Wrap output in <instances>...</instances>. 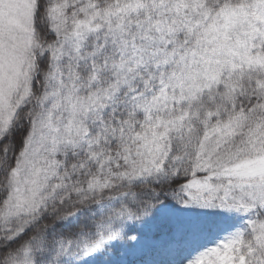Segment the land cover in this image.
Returning a JSON list of instances; mask_svg holds the SVG:
<instances>
[{"label": "snow or ice", "instance_id": "obj_1", "mask_svg": "<svg viewBox=\"0 0 264 264\" xmlns=\"http://www.w3.org/2000/svg\"><path fill=\"white\" fill-rule=\"evenodd\" d=\"M0 264H264V0H0Z\"/></svg>", "mask_w": 264, "mask_h": 264}]
</instances>
